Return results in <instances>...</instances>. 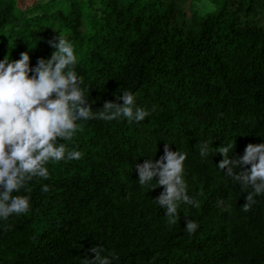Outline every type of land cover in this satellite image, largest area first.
Segmentation results:
<instances>
[{
  "label": "trees",
  "instance_id": "trees-1",
  "mask_svg": "<svg viewBox=\"0 0 264 264\" xmlns=\"http://www.w3.org/2000/svg\"><path fill=\"white\" fill-rule=\"evenodd\" d=\"M262 1L206 0L189 23L176 0H46L28 10L0 0V59L27 51L34 66L54 51L48 40L67 37L93 111L122 104L125 91L151 111L138 123L80 122L64 143L81 159L49 162L47 180L25 185L31 210L0 221V264H83L96 245L113 264H264V194L245 212L252 189L217 168L216 152L232 144L238 158L264 142V26L251 20ZM166 143L188 154L183 175L198 205L181 204L175 224L154 201L163 186L140 185L136 170ZM188 219L199 224L191 235Z\"/></svg>",
  "mask_w": 264,
  "mask_h": 264
},
{
  "label": "clouds",
  "instance_id": "clouds-1",
  "mask_svg": "<svg viewBox=\"0 0 264 264\" xmlns=\"http://www.w3.org/2000/svg\"><path fill=\"white\" fill-rule=\"evenodd\" d=\"M47 43L54 51L50 58H37L34 66L30 64L27 51L22 52L19 59L10 56L0 59V221L31 210V196L25 185L34 178L47 180L49 162L81 159L80 150L64 143L72 141L82 130L80 122L125 119L138 123L151 115L149 109L137 105L136 95L130 91L122 92V104L105 101L103 111H93L88 99L89 89L86 94L83 77L76 71L73 43L60 35ZM58 138L63 142L57 143ZM209 148L208 142L201 144V157L209 156ZM233 148L232 144L216 148L223 156L217 168L245 190L252 189L244 197L243 210L247 212L257 203L255 197L264 194V142L247 144L238 158H230ZM187 155L178 149L172 151L166 143L160 159L150 158L136 165L140 185L151 186V189L163 186L154 201L164 209L169 224L179 219L181 204L198 206L188 194L183 175ZM246 165L250 167L245 168ZM238 167L242 169L239 172ZM154 177L158 179L152 186ZM22 190L26 194H20ZM42 191H49V186L42 185ZM198 227L197 221L187 220L185 228L190 235ZM89 251L95 253V257L83 259V264H113L117 259L114 253L105 254L101 245Z\"/></svg>",
  "mask_w": 264,
  "mask_h": 264
},
{
  "label": "rangeland",
  "instance_id": "rangeland-1",
  "mask_svg": "<svg viewBox=\"0 0 264 264\" xmlns=\"http://www.w3.org/2000/svg\"><path fill=\"white\" fill-rule=\"evenodd\" d=\"M46 0H18V5L23 10L31 9L33 6L43 3ZM181 3L183 11L186 13V18L190 23L191 18L194 14L203 15L208 10V5L206 0H176ZM29 15H34V13H29ZM251 20L258 23L260 26H264V0L261 6L256 10V12L251 16Z\"/></svg>",
  "mask_w": 264,
  "mask_h": 264
}]
</instances>
